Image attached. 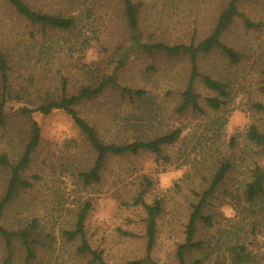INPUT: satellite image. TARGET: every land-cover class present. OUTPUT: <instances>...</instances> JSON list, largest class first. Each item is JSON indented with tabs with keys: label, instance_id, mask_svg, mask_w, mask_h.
Returning <instances> with one entry per match:
<instances>
[{
	"label": "rangeland",
	"instance_id": "rangeland-1",
	"mask_svg": "<svg viewBox=\"0 0 264 264\" xmlns=\"http://www.w3.org/2000/svg\"><path fill=\"white\" fill-rule=\"evenodd\" d=\"M24 1L35 10L76 16L82 22L71 32L48 30V36L43 35L39 26L27 21L11 3L0 0V47L12 65V96L4 107L5 122H0V154L18 161L30 139L32 119L41 129L40 146L23 173L33 181V187L18 189L1 224L17 230L38 220L32 238L39 245L32 264H91L90 255L77 254L79 241L67 242L62 235L63 229L72 228L79 205L90 201L86 236L94 249L102 251L106 264H125L143 258L147 244L146 211L123 201L132 199L139 189L141 175L146 174L153 181L146 192V201L164 199L152 262L147 264H180L177 247L184 238L191 202L196 200L195 190L205 184L201 169L209 166L208 161L201 162L198 153L192 152L193 145L203 139L202 134L209 139L208 132L216 129L206 130L218 126L215 123L218 113L207 104L205 98L212 93L200 79L195 90L200 94L205 113L195 115L191 110L186 113L177 110L190 75V62L186 56L170 57L154 46L202 40L211 32L228 0H134L140 3L135 32L128 27L120 0ZM240 10L263 24L246 29L242 18L237 17L223 36L224 43L244 53L243 59L233 62L220 50L199 57L202 73L220 77L229 84V102L220 112L225 122L215 145L224 154L238 155L239 181L247 175L249 165L257 163L264 167V149L252 146L246 139L249 124L264 128V114L253 107L255 102H264V0H242ZM69 43H76L77 49L57 52L60 45ZM46 59H51L52 67L56 65L53 70L69 64L67 70L62 69L70 73L69 93L77 92L87 82L84 70L80 69L82 63L99 68L122 85L143 89L142 98L130 101L118 89L108 87L98 98L81 103L78 110L95 122L100 136L108 142H130L161 128L183 126L180 140L166 149L170 161L164 162L150 152L112 157L102 182L89 186L76 184L69 167L74 162L87 163L93 157L85 146L84 136L63 110L50 114L34 110L48 91L53 94L60 91L59 83L45 80L40 73ZM234 134H238L236 146L229 148ZM9 175V168L0 165V199L7 189ZM238 185L235 179L230 180L210 199L208 208L216 213L218 224L205 233L210 241L207 249L188 256L186 264H194L196 257L203 258V264L225 261L223 254H228L225 241L246 244L255 254L252 264H264V209L260 215L263 220H259V214L249 217L236 209L232 196ZM224 228L235 234L220 235L219 230ZM14 245L10 264H24L25 249L19 240ZM6 257L0 236V264H7Z\"/></svg>",
	"mask_w": 264,
	"mask_h": 264
},
{
	"label": "trees",
	"instance_id": "trees-1",
	"mask_svg": "<svg viewBox=\"0 0 264 264\" xmlns=\"http://www.w3.org/2000/svg\"><path fill=\"white\" fill-rule=\"evenodd\" d=\"M7 1L32 25H38L43 35L48 36L46 33L48 30L52 32L68 33L74 30L78 22H82V19L76 16L35 10L24 0ZM120 2L128 27L131 31L135 32L139 25L140 3L134 0H120ZM241 2L242 0H228L225 7L218 15L211 32L197 43H159L154 46V49L167 56H186L190 62V75L185 88L181 91L177 110L181 113H186L188 110H191L195 115H202L205 113L200 103V94L195 90V84L197 80L200 79L212 93L205 98L207 104L218 113V117L215 120L218 126L209 127V129L206 130L216 129L215 131L208 132L209 139H207L205 134H202L201 136L204 142L202 143L203 139L199 137L201 140L193 145L192 152L198 153L201 162L208 161L207 165L209 166L208 168L206 166L201 169L203 171L202 179L205 181V184L202 183L199 186L200 189L195 190L196 200L191 202V211L188 214L185 224L184 238L177 247L176 255L180 264H186L188 256L190 257L196 251H205L210 245V241L207 239L205 233L208 229L215 228L218 221L216 219V213L210 211L208 204L218 189L227 185L230 180L235 179L239 182L232 196L235 201L236 209H239L241 213L249 217H257V214L260 216L264 209V167L257 163L249 165L246 170L247 175L239 181L236 178L237 172H241V169H238V155L224 154L223 151L221 149L218 150V146L215 145V142H217L216 139L220 135L219 129L225 122L222 120L223 115H221L220 112L223 110V106L229 102V84L226 80L208 73H202L199 69L200 55L208 54L215 50L222 51L231 61L236 63L243 59L244 53L234 46L224 43L223 36L233 25L237 17L242 18L243 25L246 29H255L263 26V24L261 22H255L245 15L240 10ZM83 44H85V41ZM76 46V43L60 45V51L57 52H62L66 48L67 52H72L77 49ZM81 51H83V49ZM70 54L72 55V53ZM66 55L68 54L66 53ZM52 60L53 62L55 61L54 58ZM10 62V57L7 55L6 51L0 47V79L2 87V92L0 94L1 123L5 122L4 107L11 98L10 96H12V90L10 88V81H12V74L10 71L12 65ZM44 64L45 67L40 69L41 75L45 77V80L55 84L59 83L60 86L58 90L60 89V91L54 94L48 91L45 97H43L42 102H40L34 110L43 114H50L54 110H63L66 112L84 136L86 142L85 146L93 155L89 162H80L78 164L74 162L72 164L73 167H69L76 184L89 186L102 182L103 172L106 169L109 159L112 157L139 155L142 152H150L157 158H161L164 162L170 161L166 149L180 140V136L184 130L183 126L161 128L157 133H149L146 136L137 137L130 142H108L100 136L95 122L83 117L78 110V106H80L81 103L98 98L108 87L118 89L121 96L127 97L130 101H135V98H142L145 95L143 89H135L130 86L122 85L112 79L111 76H108L104 72L102 73L99 68L95 69L87 63H82L80 69L84 70L87 82L82 85L77 92L69 93L68 84L70 73L69 71L62 70L63 68L67 70L69 64H66V66L63 64L61 65L62 68L57 67L55 68L56 70H53V67H56V65L52 67L53 63L51 59H46ZM253 107L264 114V102H255ZM28 116H30L29 113ZM237 139L238 134L232 135L229 148L236 146ZM246 139L252 146L264 149V128L255 123L249 124L246 131ZM40 143V126L36 120L32 119L31 136L21 158L13 162L6 154H0V165L8 167L10 170L7 189L0 199V236L5 243L7 251L5 262L7 264H10L14 254V244L16 240H19L22 247L25 249L24 264H32L37 255V246L39 244L37 239L32 238V235L38 220L34 219L30 224L20 229L11 230L1 224V219L7 205L13 200L18 189H30L33 187V181L25 177L23 173L30 166L34 153L40 146ZM216 151H218V153H216ZM192 160H194V158H192ZM34 178H39V175H34ZM152 185V178L146 174L141 175L139 189L132 194L131 200L123 201L124 204L132 203L134 206H140L145 209V234L147 237L145 257L129 260L125 264H147L152 262V252L158 232V217L164 210L163 198H154L152 202H148L145 199L146 192ZM91 207L92 204L90 201H86L79 205L72 228L63 229L62 235L67 242L78 240L79 244L76 249L77 254L80 256L90 255L92 257L90 260L91 264H106L102 251L94 249L86 236L85 221ZM259 220H263V216H260ZM223 232L228 237L230 234H235L232 229L228 228L219 230L220 235H223ZM225 244V250L228 254L224 253L223 255L225 257H223L226 260L223 262L215 260L214 264H252L255 254L249 250L246 244L240 242L232 244L228 241H225ZM203 261V258L196 257L194 264H203Z\"/></svg>",
	"mask_w": 264,
	"mask_h": 264
}]
</instances>
